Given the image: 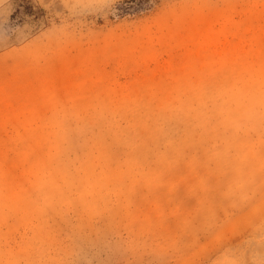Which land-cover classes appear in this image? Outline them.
<instances>
[{
    "label": "rangeland",
    "instance_id": "obj_1",
    "mask_svg": "<svg viewBox=\"0 0 264 264\" xmlns=\"http://www.w3.org/2000/svg\"><path fill=\"white\" fill-rule=\"evenodd\" d=\"M0 264H264V0H0Z\"/></svg>",
    "mask_w": 264,
    "mask_h": 264
}]
</instances>
